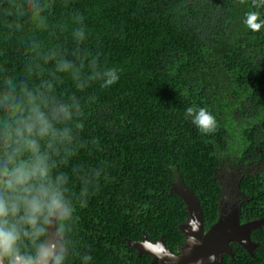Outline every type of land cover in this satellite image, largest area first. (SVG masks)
<instances>
[{
    "label": "trees",
    "instance_id": "1",
    "mask_svg": "<svg viewBox=\"0 0 264 264\" xmlns=\"http://www.w3.org/2000/svg\"><path fill=\"white\" fill-rule=\"evenodd\" d=\"M21 3L0 0V75L26 76L35 41L69 60L80 47L119 75L109 88L94 81L81 91L66 74L57 85L60 98L81 99L86 142L60 168L74 205L63 264H84L85 254L88 264H149L128 244L143 235L177 250L187 218L170 191L177 176L197 197L205 229L219 214L223 167L238 172L240 221L264 217V0H48L46 32L18 16ZM76 13L85 28L80 45L72 36ZM251 14L259 30L246 23ZM189 107L205 108L217 130L202 133ZM81 166L102 170L86 206L76 199L82 184L73 168ZM45 237L22 238L21 252L35 256ZM250 237L259 243L255 257L232 243L240 257L225 264L264 263V224Z\"/></svg>",
    "mask_w": 264,
    "mask_h": 264
},
{
    "label": "clouds",
    "instance_id": "2",
    "mask_svg": "<svg viewBox=\"0 0 264 264\" xmlns=\"http://www.w3.org/2000/svg\"><path fill=\"white\" fill-rule=\"evenodd\" d=\"M48 0H22L17 8L20 18L27 16L35 29H49ZM256 14L249 15L246 23L259 30ZM78 27L72 31L77 45L86 39L83 16L75 14ZM264 23V22H262ZM32 66L27 75L15 79L0 75V264H63L66 247L63 244L64 222L72 219L74 205L69 196L68 174L61 171L86 147L79 136L83 123L81 99L75 94L62 99L57 95V85L63 75L84 91L94 81L109 88L119 80L118 69L102 67L98 55L80 47L71 53L69 60L61 49L44 48L35 41L27 50ZM192 123L202 133L217 130L216 119L205 108L186 109ZM95 143V141H93ZM101 169L85 170L74 167L73 172L82 187L76 197L86 206L89 187L98 183ZM56 227L54 238L47 245L37 247V255L23 254L22 238L38 241ZM92 259L85 254L84 264Z\"/></svg>",
    "mask_w": 264,
    "mask_h": 264
},
{
    "label": "water",
    "instance_id": "3",
    "mask_svg": "<svg viewBox=\"0 0 264 264\" xmlns=\"http://www.w3.org/2000/svg\"><path fill=\"white\" fill-rule=\"evenodd\" d=\"M170 191L176 193L184 202L187 218L179 224L184 235V241L179 244V252H174L165 245L163 238L149 240L145 235L140 240H129L128 244L137 255L146 254L159 264H223V253L231 254V242H237L246 248L253 247L250 238L251 231L258 228L260 220L240 223L239 204L225 212L220 208V214L214 224L205 229L201 206L197 197L177 176L171 183ZM242 199V198H241ZM56 233V227L49 229L42 244L47 245ZM45 247L40 252V264H44ZM251 253V251L249 250ZM51 259H48V264Z\"/></svg>",
    "mask_w": 264,
    "mask_h": 264
},
{
    "label": "rangeland",
    "instance_id": "4",
    "mask_svg": "<svg viewBox=\"0 0 264 264\" xmlns=\"http://www.w3.org/2000/svg\"><path fill=\"white\" fill-rule=\"evenodd\" d=\"M218 178L222 185V196L220 200L221 210L228 212L232 208V200L240 198L236 190V182L238 179V172L235 168L223 167L217 171ZM222 202V203H221Z\"/></svg>",
    "mask_w": 264,
    "mask_h": 264
},
{
    "label": "flooded vegetation",
    "instance_id": "5",
    "mask_svg": "<svg viewBox=\"0 0 264 264\" xmlns=\"http://www.w3.org/2000/svg\"><path fill=\"white\" fill-rule=\"evenodd\" d=\"M237 192V194H238V196H240V193L238 192V191H236ZM220 200H221V198H220ZM232 206H234V205H238L239 204V202H240V198H234L232 201ZM222 203V202H221ZM220 207V206H219ZM233 208V207H232ZM219 214H220V208H219ZM219 214H218V217H219ZM218 217H217V219H218ZM253 220H260L261 221V224H260V226H262L263 224H264V217H261V218H257V219H253ZM253 220H249V221H253ZM249 221H240V223H245V222H249ZM216 222V221H215ZM259 226V227H260ZM251 238V237H250ZM129 241V240H128ZM184 241V240H183ZM251 241H252V243H253V247H251L250 249L249 248H246V247H243V246H241L239 243H237V242H234V241H232L231 242V251H232V253L231 254H229V253H223L222 254V258H223V264H225L224 263V261L226 260L227 261V259H226V257H229L230 258V260H232V261H236L237 259H239V257H240V254L238 253V251H240V249L239 248H233L232 247V243H236V244H238V245H240V247L242 248V250L244 251V252H246L250 257H252V258H254L255 257V250H256V248H257V246H258V242L257 241H255V240H252L251 239ZM182 243V242H181ZM249 250L251 251V253L249 252ZM174 252H179V247H178V249L177 250H175ZM36 255H37V253H36ZM35 255V256H36ZM136 255H137V253H136ZM149 256V255H148ZM156 262H158L159 263V261H153L152 260V257L150 256V260H149V264H153V263H156ZM228 262V261H227ZM49 264H51V261H50V263ZM232 264V263H231ZM255 264H264V263H262V262H257V263H255Z\"/></svg>",
    "mask_w": 264,
    "mask_h": 264
}]
</instances>
